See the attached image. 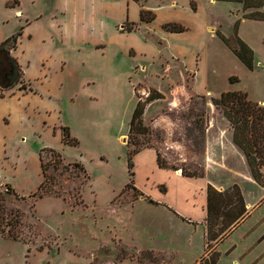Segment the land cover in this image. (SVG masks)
Instances as JSON below:
<instances>
[{"label": "rangeland", "instance_id": "rangeland-1", "mask_svg": "<svg viewBox=\"0 0 264 264\" xmlns=\"http://www.w3.org/2000/svg\"><path fill=\"white\" fill-rule=\"evenodd\" d=\"M14 1L23 15L7 11L0 36L20 31L13 51L30 91L0 96V192L21 213V240L0 238V264H205L215 252V264H264V188L239 178L247 165L219 176V183L236 182L248 205L233 226L213 225L217 244H204L201 223L161 215L135 190L134 175L125 187L128 147H153L165 166L203 175L207 141L227 148L232 132L210 97L235 90L264 104V19L238 25L231 12L244 6L236 0ZM171 1L180 13L167 8ZM123 2L128 18L119 21ZM142 8L161 11L144 22ZM207 16L227 43L203 29ZM128 19L133 29L120 32ZM173 19L187 29L166 32ZM232 26L252 51V69L232 51ZM130 47L145 58L129 55ZM177 54L181 63L171 59ZM137 101L144 103L141 123L127 133ZM63 126L76 145L62 141ZM50 150L60 154L56 168ZM39 155L46 166L40 197Z\"/></svg>", "mask_w": 264, "mask_h": 264}, {"label": "crops", "instance_id": "crops-1", "mask_svg": "<svg viewBox=\"0 0 264 264\" xmlns=\"http://www.w3.org/2000/svg\"><path fill=\"white\" fill-rule=\"evenodd\" d=\"M12 1L13 0H0V29L1 26H3L4 22L6 21L4 15H6L7 11L11 12L14 17L23 15L22 10L19 8V4H16L15 2L12 3ZM208 2L210 4H215L214 3L215 0H208ZM120 4H123V10H122L123 15L120 16L119 21L128 18L127 3L123 2ZM170 4L171 6L167 7L169 10H171L172 12L180 13V10H177L174 7L176 3L171 1ZM247 5H248L247 7H242V5L240 4L236 5L233 12H231L232 16L234 17V20L238 23V25L240 23L249 21L250 19H252L251 17L257 19H264V0H247ZM239 8L242 11L241 13H239ZM145 10H149L154 14H159L161 11L158 9H153V10L145 9ZM207 19L208 22H205L203 24L204 30H206L210 34H215L216 32H220L221 35H223L227 40H229L228 37L224 33H222L223 31L220 29V27L216 26V24L213 22L211 17L207 16ZM129 21L131 23L133 22L131 20ZM165 23H176L187 29L186 26L183 25V22L178 19H173V21H167ZM218 25L221 26L219 22ZM165 31L171 35L175 33H179V32H169L167 30ZM120 32L129 33L127 31L125 32L124 30H120ZM238 34L239 33L237 30V34L234 37V29L232 26L230 36L234 37L236 43H237V39L240 40L239 39L240 36L238 37ZM4 38H5L4 36L3 37L0 36V41L4 40ZM128 50L132 51V53H130L129 55L139 58L140 61L145 58L144 53L141 51H136L132 47L128 48ZM10 54L16 59L20 67H22L21 62L19 61L18 57L14 55L15 53L13 50H11ZM171 59L179 63H181L182 61L181 56L178 54L171 56ZM166 62H168V60H166ZM166 67L167 69H165L163 75L165 74L167 77L169 73L170 64L166 65ZM180 67L181 69H179L180 72L179 75L180 74L182 75V69L187 68V65L183 64V66ZM141 69L144 70V66H141ZM144 81H146V83H150L149 85L152 88H154L158 93L159 92L161 93V90L154 87V85H152L151 82H149L146 78ZM138 83H142L141 80L136 82V84ZM17 86L18 85L13 87V89L17 90V93L15 95H18L20 93L23 94L27 93L26 90H21ZM140 88H141L140 89L141 92H145L142 86ZM11 90L12 89L2 92V95L3 93L6 94ZM0 96H1V92H0ZM259 103L263 104V101L261 100L259 101ZM227 136L229 138V142L226 145L227 148L224 147L212 148L211 145H209V142L207 141L204 150L205 159H204L203 175L185 174L182 172L181 168L159 166L157 162L158 153L157 150L153 147L142 148L132 156L133 170H134L133 184L134 187L137 189V191L140 193V197L143 199L149 198L152 201L151 203L157 206V208H159V213L165 217L176 216L182 218L183 220H187L188 222H192L194 224L201 223L203 225L204 244L207 241L208 243L213 241L214 244H217L218 243L217 236H219L220 234L216 236V231L218 229H216L213 225L215 223L220 222V220H224L225 223H228L229 219L232 220L235 217L237 210L242 205L244 208L246 207V205H248V202H245V195L243 191L240 189L239 185L236 182L231 180L223 184V183H219L218 181L221 173H227L228 171L236 172L235 167L238 164L247 165L242 150L232 141V132L230 134L229 132H227ZM239 178L245 180L249 184L255 183V181L251 176L250 171H248L244 177H239ZM234 185L236 186V188L233 189L232 187ZM209 187H210V191L208 190ZM227 195L231 196L230 204L226 207V210L228 208L229 209L225 211L223 214L220 213L222 211V200ZM238 196L242 198V202L239 201ZM216 215L218 218L215 220ZM214 220L215 222L213 223ZM236 222H234L231 225L233 226ZM220 225H222L221 222ZM213 247H215V245H213ZM196 261L197 260H194L192 264H194Z\"/></svg>", "mask_w": 264, "mask_h": 264}, {"label": "trees", "instance_id": "trees-1", "mask_svg": "<svg viewBox=\"0 0 264 264\" xmlns=\"http://www.w3.org/2000/svg\"><path fill=\"white\" fill-rule=\"evenodd\" d=\"M133 1L137 2L139 0ZM236 1H241L244 7L248 6L247 0ZM14 2L16 3V1ZM139 17L141 21L150 22L152 21L154 16L151 11L144 10L142 8L140 9ZM132 24L133 23H131L128 27L123 28V30L130 32L133 29ZM164 28L165 30L170 32H181L184 30L183 26L176 23H166L164 24ZM216 33L225 43H227V39L223 35H221L219 32ZM234 34L236 36L235 28ZM19 35L20 31H17L15 34L0 41V92L11 89L16 85H18V88L21 90H30V88L25 84L22 78L23 73L20 65L10 54L11 50L15 49L16 47V42ZM237 44L238 49H232L233 53L241 60L242 63H244V65L248 69H252L253 54L251 49L238 39ZM229 81H233V77H230ZM156 98H158V96L155 97L151 95L149 96L148 100ZM210 100L215 106H219L221 108L223 115L229 121L232 127L233 143L242 150L253 180L264 188V104H259L258 102L251 101L247 98L245 92L235 90L224 91L218 97H210ZM143 109L144 103L137 101L131 113L127 133H130L132 131L134 125H140ZM61 139L64 143L69 145L77 144L76 139L70 137L68 128L65 126L61 128ZM138 151L139 149L137 148L128 147L126 164L128 168L129 181L125 184V187L129 184V182L132 181V175L134 174L132 171V156ZM50 152L56 157L57 162L53 164V167L56 168V164L60 162V154L54 150H50ZM39 160L43 180L40 182L36 190L38 197L42 195V192L39 191L43 188L44 181L46 180V166L41 162L40 155ZM157 162L159 166H165L158 155ZM72 165L79 168L83 173H87L84 167L79 162H73ZM232 188L234 189L236 188V186L234 185ZM135 190L137 189L135 188ZM208 190L210 191V187ZM6 193H12L17 196L13 188L9 185L6 186ZM35 194H32V196H34ZM238 197L239 201L242 202V198L240 196ZM20 198L24 197L20 196ZM146 199L149 202H152L149 198ZM230 199V195H227L225 198H223L222 211L220 213L224 214V212L229 209L228 208L226 210V207L230 204ZM244 212L245 208L242 205L237 210L235 217L232 220L229 219L228 223H225L224 220H220L222 225H220L219 230L227 229L231 224L236 222V220L240 216H242ZM217 218L218 217L216 215L215 220ZM215 220L213 221V223L215 222ZM20 225L21 213L17 209L7 208L4 205V200L0 192V238H9L14 241L21 240L18 235L20 231ZM207 243L208 241L206 242V244ZM213 254H211L212 256L209 260V263L205 262V264L216 263L217 253L215 252ZM138 264H140L139 260Z\"/></svg>", "mask_w": 264, "mask_h": 264}, {"label": "bare ground", "instance_id": "bare-ground-1", "mask_svg": "<svg viewBox=\"0 0 264 264\" xmlns=\"http://www.w3.org/2000/svg\"><path fill=\"white\" fill-rule=\"evenodd\" d=\"M19 15V14H18Z\"/></svg>", "mask_w": 264, "mask_h": 264}]
</instances>
